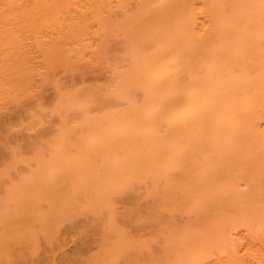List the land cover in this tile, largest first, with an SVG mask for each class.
Listing matches in <instances>:
<instances>
[{"label":"bare ground","instance_id":"obj_1","mask_svg":"<svg viewBox=\"0 0 264 264\" xmlns=\"http://www.w3.org/2000/svg\"><path fill=\"white\" fill-rule=\"evenodd\" d=\"M0 23V72L29 84L33 45L54 84L45 119L22 105L46 133L0 118V264L77 216L76 264H264V0H0Z\"/></svg>","mask_w":264,"mask_h":264},{"label":"rangeland","instance_id":"obj_2","mask_svg":"<svg viewBox=\"0 0 264 264\" xmlns=\"http://www.w3.org/2000/svg\"><path fill=\"white\" fill-rule=\"evenodd\" d=\"M3 25H4V23L2 24V23H0V28L1 29H3L4 27H3ZM6 23H5V30H7L6 29ZM3 27V28H2ZM8 27V26H7ZM9 28V27H8ZM0 29V32L2 31ZM10 29H14V30H16L15 28H13V27H10L9 28V30ZM17 29H18V27H17ZM9 30H7V31H9ZM3 32V31H2ZM6 31H4V33H5ZM10 37V36H9ZM12 38V37H11ZM6 39H8V37L6 38ZM6 39H2L3 41L4 40H6ZM13 39V38H12ZM28 39H30L31 41H32V39L31 38H28ZM28 39H26V37H25V41L26 40H28ZM23 40H24V38H23ZM1 41V40H0ZM11 41V40H10ZM31 41H26L27 43L29 42H31ZM6 42V41H5ZM5 42H2V44H1V42H0V45H1V47H0V49L1 50H5V51H2L3 52V58H5L6 56L8 57L7 59H5V61L6 62H4V61H0V63H2L3 65H5L6 63H7V61H10L12 58L10 57L13 53L12 52H10V49H9V47L8 46H6L8 49H9V51H7L6 52V50H8V49H6V47H5V45H4V43ZM11 42H13V40L11 41ZM10 42V43H11ZM7 43H9V42H7ZM31 45H32V42H31ZM4 46V47H3ZM9 46L11 47V44H9ZM33 46V45H32ZM31 46V52H29L30 54L32 53H34L33 55L35 56V58H36V51H34V52H32L34 49L33 48H35V47H32ZM5 48V49H4ZM12 48H13V46H12ZM1 50H0V55H2V52H1ZM12 51V50H11ZM5 52L6 53H11V54H5ZM4 54L6 55V56H4ZM31 54V55H32ZM10 55V56H9ZM15 55V54H14ZM13 55V56H14ZM28 55V54H27ZM32 55V57L34 58V56ZM29 56V55H28ZM1 57V56H0ZM10 57V58H9ZM31 57V56H30ZM29 57V61H28V65H30V66H32L33 67V69H34V71L35 70H37L38 68V66H40V65H38L39 63H40V61H38V59H33L32 60V58H30ZM2 58H0V60H1ZM9 59V60H8ZM12 61V60H11ZM36 61V62H35ZM37 61H38V64L36 65V63H37ZM14 62H9V63H7L6 65H9V64H11L10 65V69H14L15 68V66H13L14 64H13ZM29 63H32V64H34V66L37 68H34V66L32 65V64H29ZM1 66V68H4L3 70H1V72H0V75H1V77H0V85L1 84H3V85H1L0 86V105L2 106H4V107H6L5 109H3L4 107L2 106H0V111L2 112H0V118L2 117V121L4 122H1L2 124V129L4 130L6 127L4 126L5 124L6 125H8V126H13L14 128H12L13 130L14 129H16V130H14L15 132H13L12 131V134H14L15 136H17L16 137V140H19V139H17V138H19L20 137V142L22 143V141H23V143H25V142H27L28 141V139L27 138H23L24 137V134L27 136V135H31V137H36L35 135L37 134L36 132H39L40 130H44L45 131V133H46V131H47V128H45L46 127V124L45 125H43V126H39L40 124V122H42L41 124H44V123H46L47 122V124H48V120H47V116H48V114H46L47 116H46V120H44L45 118V116H43L42 117V115L43 114H45V113H49V112H44L45 110H47L48 108H47V106L45 107V105L47 104V100L48 99H46V97L47 96H44L43 97V95H44V93H45V95H48V92L50 91V88L54 85L52 82H51V80L50 79H48L47 80V78H49V76L47 77V73H46V71H44V69L46 70V68L44 67V66H42L41 65V67H39V69L36 71V73H34V71H32V74H31V76H32V80L29 82V84L28 83H26V84H23V83H20V81L18 80V79H15V78H11V80L9 81L8 79H9V77H11L12 75L14 76V74H10L11 76H9L8 75V69H9V66H7L6 68H5V66ZM60 67H58V68H56L57 70H54L55 72H54V76H55V74L56 73H59V75L58 76H56L58 79H61V82L63 81L65 84V86L67 85V86H69L70 85V87H71V85H73V83H77L78 81H79V79H80V77H79V79H77V78H75L76 76H77V74H75V76H74V73L71 71H69V70H66V69H64V68H60ZM42 69V70H41ZM16 70V69H15ZM15 70H14V72H15ZM8 71V72H7ZM40 73H39V72ZM42 71H43V73H44V75H43V73H42ZM57 71V72H56ZM5 72V73H4ZM61 72V73H60ZM63 72V73H62ZM69 72V73H68ZM10 73V72H9ZM34 73V74H33ZM39 73V74H38ZM68 73V74H67ZM7 74V75H6ZM36 74V75H35ZM41 74V75H40ZM62 75H64V76H62ZM8 77V79H7V77L5 78V79H3L2 77ZM33 76H34V78H33ZM36 76H38L37 78H36ZM42 76L43 77H45V78H42ZM69 76V77H68ZM71 76V77H70ZM55 77V78H56ZM64 77V78H63ZM3 80H2V79ZM40 78H42V81H41V79ZM14 79V80H13ZM34 79H37V81L36 80H34ZM38 79H40V81H41V83H40V81L38 82ZM71 79H72V81H74V82H72L71 81ZM5 80V81H4ZM16 80V81H15ZM17 80H18V82L20 83V84H18L17 83ZM30 80V79H29ZM44 80V81H43ZM66 80V81H65ZM69 80V81H68ZM16 82L15 84L16 85H18V87L17 88H14L15 87V85H14V83L11 85H8L9 83H12V82ZM33 81H35V83L37 84V85H35V83L33 84ZM50 83H49V82ZM68 81V82H67ZM77 81V82H76ZM7 82H9V83H7ZM43 82V83H42ZM62 82V83H63ZM70 82V83H69ZM38 83H40L39 85H38ZM49 84V85H48ZM14 85V87H11L10 88V86H13ZM23 85H24V87H23ZM32 85V87H29V86H31ZM19 86H21V90H20V93H17L18 92V89H20V87ZM28 86V87H27ZM40 86H42V87H40ZM64 86V87H65ZM22 87L24 88V91H23V89H22ZM13 88V89H12ZM28 88V89H27ZM32 88H33V90L35 89V94L39 91V93L38 94H40V96L42 95V101H40V96H39V98H38V96H36L34 93H32L33 95H35L36 97H35V99H34V97H29V95L31 96L32 94H29L28 92H32L33 90H32ZM38 88V89H37ZM69 88V87H68ZM10 89V90H9ZM17 90L16 91V95L13 97V92L12 93H10V91H12V90ZM30 89V90H29ZM25 90H27V91H25ZM29 90V91H28ZM48 90V91H47ZM37 91V92H36ZM42 93H41V92ZM3 92V93H2ZM15 92V91H14ZM27 93V95H26V93ZM5 93V94H4ZM22 93V94H21ZM4 94V95H3ZM6 94H9L8 96L6 95ZM19 94V95H18ZM37 94V95H38ZM11 95V96H10ZM17 95H18V98H17ZM22 95L24 96L25 95V97L23 98L22 97ZM10 96V97H9ZM8 97V98H7ZM13 97V98H12ZM20 97V98H19ZM20 99L19 101H23V104H21V107H20V104H18V103H15V104H13L14 103V100L15 99ZM36 101H34L33 99ZM8 99H10V100H8ZM12 99H14V100H12ZM27 99H29V100H27ZM39 100L40 101V103H39V105L41 106V107H43V108H41L40 109V106H38L39 107V109H40V111H39V109L37 110V109H34V108H36V106L38 105V103H37V100ZM46 99V100H45ZM27 100L28 101V103H27V101L25 102V101ZM35 102V103H37V105L36 104H34L35 106L33 107V109H32V107H31V110H30V108H29V111L27 110V111H24L26 108L25 107H27V106H29L30 105V103H34L33 101ZM43 100H45V103H44V101ZM7 101V102H6ZM9 101H13V103L11 102H9ZM16 102H17V100H15ZM18 101V102H19ZM4 102H5V104H4ZM9 102V103H8ZM44 103V104H42V103ZM8 103V104H7ZM20 103H22V102H20ZM22 105H27V106H22ZM31 105H33V104H31ZM44 105V106H43ZM49 105V104H48ZM14 106H15V109L17 108L18 109V107H20L18 110L16 109H14ZM47 108V109H46ZM22 109H23V111H22ZM43 109H45V110H43ZM43 110V111H42ZM18 111V112H17ZM19 111H20V114H19ZM31 111H37V113H38V111H39V113H38V115L40 114L41 116H39V118H44L43 119V121H40V122H37V123H35L37 120H34L33 121V119H30V115H29V113H28V115H27V119H30V120H28V121H30V122H28V121H26L27 119H26V117H25V119H24V115H26V112H31ZM4 112V113H3ZM16 112H17V114H16ZM43 112V114H41ZM22 113V114H21ZM24 113V114H23ZM31 114V113H30ZM18 115H20V116H17ZM4 117V118H3ZM21 117V118H20ZM32 118V117H31ZM4 119V120H3ZM20 119V120H19ZM48 119H49V117H48ZM7 120V121H6ZM17 120H18V122H17ZM22 120V121H21ZM23 120H24V123H23ZM42 120V119H41ZM1 121V120H0ZM26 121V122H25ZM31 121H33V123H31ZM45 121V122H44ZM17 122V123H16ZM21 122V123H20ZM44 122V123H43ZM23 123V124H22ZM29 123V124H28ZM14 124V125H13ZM15 124H17L16 126H15ZM19 124H21V126H19ZM27 124H28V126L29 127H31V128H33L32 130L33 131H31V129H26L27 127ZM35 124H39L38 126H39V128L37 127V125L36 126H34ZM23 125V126H22ZM24 125H25V131H24ZM31 125V126H30ZM32 125H33V127H32ZM45 126V127H44ZM17 127V128H16ZM21 127V128H20ZM36 127V128H35ZM41 127H44V129L43 128H41ZM1 128V127H0ZM35 128V129H34ZM1 129V130H2ZM7 129V128H6ZM18 129H20V131L18 130ZM37 129V130H36ZM2 130V131H3ZM30 132V133H28V131ZM39 130V131H38ZM19 131V132H18ZM5 132V131H4ZM17 132H18V134H17ZM24 132H27V133H24ZM10 133H8V135H9ZM11 134V135H12ZM20 134V135H19ZM23 134V139L21 138V135ZM10 135V136H11ZM19 136V137H18ZM9 138V137H8ZM10 139V138H9ZM12 139H15L14 138V136L12 135V138L10 139V141H9V143L12 141ZM22 139V140H21ZM38 139H41V138H38ZM38 139H36V140H38ZM16 140H14V141H16ZM26 140V141H25ZM34 140V139H33ZM12 143V142H11ZM10 143V144H11ZM14 144H12V145H16V144H19L18 143V141H16V143L15 142H13ZM26 149V151H22V153L23 152H27L28 153V155L27 154H25L24 155V153L22 154L21 153V155L23 156H28V158H32V156H33V153H32V150H30V148H25ZM24 149V150H25ZM31 152V153H30ZM30 153V154H29ZM1 155V154H0ZM32 155V156H31ZM26 156V157H27ZM30 156V157H29ZM1 162V161H0ZM24 167L22 164L20 165V167ZM0 191H1V189H0ZM83 216H81V217H79V216H77V219H76V222H78L77 224L79 225V227L78 228H71L68 224H70L69 222H66V221H68V220H66V221H64V223H63V225L61 224V226H60V231H56L55 233L56 234H53V237L51 236V238L50 239H48L47 240V238H45V237H43L42 235H40V237H41V239H40V248L38 247V248H36L34 251H31V250H33L34 248H25L24 247V245H19L16 249H18V250H16V251H14L15 253L18 251V253H16L17 255H19V257L21 256H23L24 255V257H22L23 258V260H25V261H23L22 260V258H19L14 252V254H13V261L12 262H9L10 264H76V262H75V259L78 257V256H83V257H85L86 255H88V254H92V253H95V252H97V250H98V245H97V242L96 241H92V242H90V238H91V236H92V232H93V230H94V228H93V226L92 225H86L85 224V222H84V220H83ZM85 219V218H84ZM75 222V223H76ZM133 227H135V226H133ZM132 227V228H133ZM137 228V227H136ZM136 228H135V230H133V232L135 233V234H141V235H147V234H149V231H150V228L149 227H145V228H141V232H140V230H136ZM73 229V230H72ZM134 229V228H133ZM140 229V228H139ZM45 240H47V241H45ZM50 240H52V241H50ZM21 246H23V249H20V248H22ZM20 247V248H19ZM20 252V253H19ZM22 252V253H21ZM145 252H143V254H144ZM146 254V253H145ZM17 257V258H16ZM145 260H143V264H148L147 262H149V260H148V258H147V256L145 255ZM122 260V259H121ZM118 261L119 263L121 262L122 263V261ZM2 263V262H1ZM7 264V262H3V264ZM8 263V264H9Z\"/></svg>","mask_w":264,"mask_h":264}]
</instances>
